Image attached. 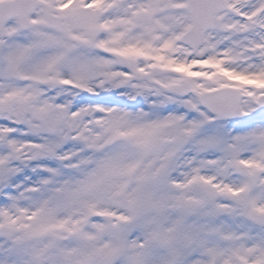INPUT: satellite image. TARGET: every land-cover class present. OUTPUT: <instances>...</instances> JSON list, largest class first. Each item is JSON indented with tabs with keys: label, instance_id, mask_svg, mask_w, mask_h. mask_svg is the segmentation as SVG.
<instances>
[{
	"label": "snow or ice",
	"instance_id": "6c2138e0",
	"mask_svg": "<svg viewBox=\"0 0 264 264\" xmlns=\"http://www.w3.org/2000/svg\"><path fill=\"white\" fill-rule=\"evenodd\" d=\"M0 264H264V0H0Z\"/></svg>",
	"mask_w": 264,
	"mask_h": 264
}]
</instances>
